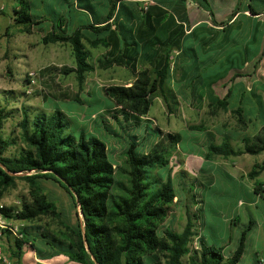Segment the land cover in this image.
Wrapping results in <instances>:
<instances>
[{"label": "trees", "instance_id": "trees-1", "mask_svg": "<svg viewBox=\"0 0 264 264\" xmlns=\"http://www.w3.org/2000/svg\"><path fill=\"white\" fill-rule=\"evenodd\" d=\"M132 1L138 5V10L125 6L126 0H104L97 4L94 0H63V4L57 0L56 4L65 10V16L59 12L55 30L42 38V44L46 46L71 47L75 67L53 69L65 76L74 74L80 91H83L87 75L95 69L88 46L109 52V56L98 60L104 69L117 65L134 75L130 86L110 85L104 90L115 103L106 115L119 125L124 123L125 129H138L146 122L153 97L159 92L167 101L164 86L175 70L173 51L177 47L176 39L181 36V32H177L175 16L162 6L151 4V1L160 0ZM145 2L150 4L145 5ZM194 2L213 17L208 0ZM17 4L13 11L14 25L22 28L24 33L32 34L33 26L40 22L35 21L32 14L31 0H17ZM80 9L91 16L92 22L87 23L79 17ZM250 11L254 13L252 8ZM166 19L168 23L164 27L161 24ZM124 20L130 23L125 24ZM112 21L116 25L115 31ZM165 30L170 33L162 38L160 34ZM126 33L130 34L129 41L122 38ZM117 34L120 40L115 42L113 38ZM140 56L150 67L137 69ZM191 81L195 89V82ZM230 93L209 105L211 116L221 111L229 112ZM75 100L82 101L78 93ZM168 107L170 109V105ZM14 112L21 114L20 132L18 137L8 138L3 130L6 122L15 117ZM230 112L236 127L246 130L248 123L243 117L242 106ZM105 128L110 131L106 124ZM190 129L204 130V125H193ZM152 131L158 140L147 152L144 151L145 142L140 141L138 134H129L124 159L116 165L108 145L96 136L75 135L61 109L44 112L23 106L18 111H10L7 106H0V198L9 187L15 186L21 174L30 186L29 195L23 196L20 206H4L0 213L8 220L30 223L43 217H57V206L40 183L44 179L57 182L68 191L81 216L78 226L69 228L70 234L65 237L44 226L21 227L22 237L14 238V257L23 260L29 251L42 261L64 255L78 264H239L245 253L248 230L243 231L238 248L229 258L224 256V248L206 245H201L200 249L191 248L198 233L196 218L191 215L189 206L186 208L187 225L182 232L172 228L161 231L178 198L171 177L164 179L161 171L170 165L182 135L160 127ZM20 143L22 146L17 154L8 156L10 147ZM242 144L243 148H235L229 139H225L221 144H212L207 157L262 154L264 127L254 137L245 138ZM263 172L264 162L258 163L249 177L256 179ZM261 185L257 183L255 188L260 195L263 194ZM0 232L11 241L10 230ZM187 256L189 259L185 261Z\"/></svg>", "mask_w": 264, "mask_h": 264}, {"label": "crops", "instance_id": "crops-1", "mask_svg": "<svg viewBox=\"0 0 264 264\" xmlns=\"http://www.w3.org/2000/svg\"><path fill=\"white\" fill-rule=\"evenodd\" d=\"M94 1L97 4L104 0ZM126 1L134 2L132 0ZM221 1L224 3L221 5V8L217 11L212 10L214 13L213 17H211L205 9L199 7L194 0L151 1V4L162 6L175 16L177 22L176 28L179 29L176 30L177 32H181V36L176 39L177 47L173 51V57H175L176 62L175 70L172 73L171 83L167 82L164 86L167 101L160 92L153 97V100L160 99L162 101L165 108V115H169L170 110H173L174 106L172 100H174L178 116L185 118L184 125L180 127H182V130H186L189 133L187 137L180 133L182 135V141L172 157L173 159L178 155V158H176V164L180 167L174 168L173 163L171 162L166 169L162 170L163 172L161 171V175L164 179H167L168 176H170L176 189L177 173H183L185 177L189 176L188 178H190V173L192 172L191 177L195 178V181L192 183L197 184V181L201 177L200 173L205 171V167L209 165V167L216 166L221 168L230 179L240 182L241 188L247 191L252 196V199L249 202H244L242 200L238 202L235 208L234 217L229 221L233 236H231V239L228 242L221 240L219 248H224V256L226 258L231 257L239 246L243 231L248 230L245 253L239 264H259L260 261L264 264V196L263 194H258L255 189L257 183H263L264 179L262 178L264 172L256 179H251L249 177L253 167L258 163L264 162V160H253V157L258 155L250 154H243L236 157L232 156L229 158H224L222 156L207 157L209 147L212 144H221L223 140L229 139L233 146L235 143L240 148H243V140L247 137H254L264 127V0H242L240 4L237 3L239 0L236 3L234 2L235 0ZM208 2L210 3L209 0ZM31 3L32 14L35 21L40 22L38 25L33 26L32 34H40V40L42 42V38L45 34L55 30V22L60 14L62 16L64 15L65 10L57 6L56 3H54L53 6L48 4L45 0H31ZM61 3H64L63 0H61ZM17 5V0H0V30L3 29V26L9 23V20H14L13 11L17 8ZM250 8L254 10V13L250 11ZM118 11L119 8L117 13ZM59 12L61 13L59 14ZM78 15L87 23H90L93 20L90 15H87L85 11L81 9L78 12ZM241 17H243L248 23H251L253 27L260 30V35L257 34L255 37L254 35H248L247 40L245 42H240L243 43V45L237 48L235 50L236 52L233 54L230 39L229 47L224 45L222 49L220 48L216 50L215 56L218 61H221V58L229 59V64L227 65L222 61L223 66L228 68L225 74L227 77L219 82L213 83V85L211 83L215 81L212 79L205 81L206 84H203V93L200 92L198 94L199 91L197 86L193 89L192 81L187 77L196 74L194 70H189L192 67L195 68L196 64L189 61L194 58H200L197 54L198 47H194V44L190 41V37L199 28H203L204 31L208 33H226L228 27L237 24ZM124 22L125 24L130 23L129 20H124ZM111 23L112 30L115 31L116 25L114 21ZM167 23L168 20L166 19L161 25L166 27ZM168 33L170 32L165 30L163 34L161 33L160 35L162 38H166ZM123 37L129 41V37H126V35H123L122 38ZM118 40H120L119 34L113 38V41L115 42ZM187 44L189 48H186ZM60 45L61 44H51L50 46H52V51L56 52ZM88 49L90 50L91 60L95 67L94 71L87 75L83 87V90L88 94L91 95L92 93L90 92L102 91L103 96H101V98L105 99V97H108L104 93L106 87L110 85L130 86L134 82V75L125 67L115 65L109 69H104V65H101L98 60L102 59L104 56H109L107 50L102 49V52L95 56L93 50L96 51L98 49H92L89 46ZM187 51L192 52L193 56H190L189 53V55L185 56ZM127 52L130 53L131 49H127ZM217 52L219 55H216ZM183 58H187V62L180 60ZM206 66L207 65L204 64L203 68L200 67L207 73L210 66ZM69 67H75V64ZM146 67L150 66L144 58L140 56L137 63V69L140 70ZM200 67H197V69ZM181 69L186 70L181 73ZM109 70H111L112 73L105 74V72ZM204 71H200L199 73ZM106 81L110 82V84L106 85ZM178 82L181 83L179 87H177ZM167 86L170 87V91H173V98L170 96ZM218 86L223 87L220 88L222 91L221 93L218 92ZM210 91L214 94L212 95L209 93ZM229 91L231 92L228 99L229 112L242 106L243 117L248 123L246 130L238 129L234 118L235 125L225 124L223 121L209 122L210 118L215 117L210 115L209 105H211L215 99H223ZM200 97L202 98L201 109H197L195 107L197 105L195 101ZM73 99H75V96ZM168 105H170V109ZM182 107H186V109L183 110ZM55 108L61 109L59 106H55L54 109ZM61 110L71 122V128L75 135L78 136L81 133H85L88 136L98 137L108 145L110 155L112 154L110 144H112L115 149L120 148L119 155L123 156L128 146L129 134H138L140 141L145 142V152L149 151L158 140V137L154 135L152 131V124H156L158 121L150 116L145 118L146 122L142 123L138 129L134 127L131 129H125L124 123L119 125L115 120L106 115L108 109H102L99 114L92 113L90 115L82 112H70L65 109ZM189 112L195 113L198 121H194L195 119L189 115ZM105 124L108 125L111 132L105 128ZM193 125H204V130H191L190 126ZM225 125L227 127H225ZM77 130L79 133H77ZM115 153L117 152L115 151ZM115 164L119 165L121 162H115ZM208 175L209 182L207 185L212 186L215 183V177L211 173ZM200 185L202 184H199L198 186ZM182 201L185 200L182 199ZM184 203H186V201ZM192 211L193 212L190 213L194 219L196 218L195 221L198 236L194 239L191 248L200 249L201 245L213 247L210 239L205 235L206 230L210 228V225L205 220V211L198 209L193 210V208ZM197 212H201V214L198 215ZM187 219L188 216L186 214L185 224L180 227L177 232H182L185 229ZM169 221L170 218L167 222ZM165 228L170 227L167 225ZM54 259L55 257L51 260L44 261L43 264L54 261ZM184 259L185 261H188L189 257L187 256Z\"/></svg>", "mask_w": 264, "mask_h": 264}, {"label": "rangeland", "instance_id": "rangeland-1", "mask_svg": "<svg viewBox=\"0 0 264 264\" xmlns=\"http://www.w3.org/2000/svg\"><path fill=\"white\" fill-rule=\"evenodd\" d=\"M45 1L51 5L57 3L56 0ZM209 1L211 3H209L210 8L214 11L220 9L221 5L224 4L221 0ZM237 1L238 0H235L234 2L236 3ZM241 1L242 0H239L237 3L240 4ZM124 4L133 11L135 9L138 10V5L131 1H126ZM144 4L146 5L150 3L145 2ZM126 13V10L123 9V14L125 15ZM14 24V20L11 19L9 20V23L3 26V29L0 30V106H7L10 111H18L21 107L27 106L33 111L38 109L44 112H52L55 106H59L61 109L70 112H82L87 115L92 113L99 114L102 109H108L114 106L115 103L111 98H101V96H103L102 91L90 92L92 93L91 95L85 90L80 91L74 74L65 76L54 71L53 68H56L55 66L69 67L75 64L70 46L60 45L59 49L56 52H53L52 46L42 44L40 34L24 33L22 28ZM260 32V30L253 27L252 24L248 23L243 17L240 18L237 24L228 27L226 33H208L204 31L203 28L197 29L190 37V41L194 44V47H198L197 54L200 58H191L192 60L189 62H194L196 67H192L189 70H194L196 73L191 79H193V82H195L194 85L198 88V94L200 92L203 93L204 85L206 84L205 81L212 79L213 81L219 82L227 77L225 74L228 68L223 66L222 61L227 65L229 64V59L221 58V61H218L215 56L216 50L220 48L222 49L224 45L229 47L231 44L233 54L236 52L235 50L237 48L243 45V43L240 42H245L247 40L248 35H254L255 37L257 34L260 35ZM125 35L126 37H130L129 34ZM186 48H189L188 44ZM100 52H102V49L96 51L93 50L95 56ZM188 53L190 56H193V53L188 51L185 53V56L189 55ZM216 55H219L218 52ZM180 60L187 62L188 59L183 58ZM204 64L207 65L206 67L210 66L207 73L202 69ZM197 67L200 68L197 69ZM185 70L186 69H181L180 72L183 73ZM200 71L204 72L199 73ZM30 72L35 73L34 83H29ZM111 73V70L105 72V74ZM152 77L155 78L154 73H152ZM195 77H200V79L196 80ZM105 83L106 85L110 84V82L107 81ZM168 83H171V78ZM177 84V87L181 85L179 82ZM167 87L168 92L172 97L173 91H170L171 89L169 86ZM220 88L223 87L218 86L219 93L222 92ZM77 93L82 99L81 102L73 99ZM172 102L174 106L173 110H170L169 115H165V108L162 101L160 99L154 100L149 116L155 118L158 122L152 124V127H160L162 130L169 132H178L187 137L189 134L188 131L182 130V127H180L184 125L185 118L178 116L174 100H172ZM195 102L197 103L195 107L201 109L202 98H198ZM182 109L185 110L186 107H182ZM190 112L189 115L195 119L194 121H198V118H196L197 115ZM14 116V118H10L5 124L3 130L5 137L15 138L19 135L20 129L18 127V122L21 119V114L19 112H14ZM233 118L234 117L230 112L221 111L217 116L210 118L209 122L223 121L225 124L235 125ZM77 133H79L78 130ZM21 146L22 144L20 143L19 145L10 147L7 155L17 154ZM234 147L240 148L235 143ZM110 149L114 162H122L124 158L119 155L120 148L115 149V147L110 144ZM115 151L117 153H115ZM176 158H178V155L171 159L174 168L180 167L176 164ZM253 160H264V152L258 156H254ZM209 173L215 177V183L212 186L207 185L209 182ZM190 174L192 176V172ZM23 175L24 174L19 175V178L16 179L15 186L9 187L4 192L3 197L0 198V206H20L23 196L29 195L30 186L26 180L22 179ZM200 175L201 177L197 181V184L202 185L198 186L196 183H192L195 181L194 177L190 176V179L188 178L189 176L185 177L183 173H177V176L179 177H177L176 180L178 198L172 206L170 221L162 226L161 231H163L167 225L175 231H178L179 228L185 224L187 214L186 208L189 205L190 212H193L192 208L193 210L198 209L205 211V220L210 225V228L206 230L205 235L210 239L212 246L215 249H218L221 240L228 242L231 239V236H233L229 221L234 217L235 208L238 202L240 200L249 202L252 199V196L241 188L240 182L230 179L221 168L216 166L209 167V165H207L205 171L201 172ZM262 179H264V176ZM40 183L42 184L44 192L55 202L58 216L43 217L35 223L7 219V229H18L20 232V229L23 226L39 225L52 230L53 233L62 237H65V235L69 236V228H76L81 218L72 196L57 182L42 179L40 180ZM182 199H184L186 203H184L185 201H182ZM197 214L199 215L201 212H197ZM15 237L14 234L11 235V241H8L6 236L0 237V258L6 260V264H43L44 261H42L36 254L27 251V249V252L23 256V260H18L14 257L13 252L16 251ZM47 263L78 264L72 262L64 255L56 256L54 261L46 262V264Z\"/></svg>", "mask_w": 264, "mask_h": 264}, {"label": "built area", "instance_id": "built-area-1", "mask_svg": "<svg viewBox=\"0 0 264 264\" xmlns=\"http://www.w3.org/2000/svg\"><path fill=\"white\" fill-rule=\"evenodd\" d=\"M146 3H148V2H146ZM198 5V4H197ZM29 76H30V83H34L35 81H34V79H35V73L34 72H30L29 73ZM261 188H262V190H263V196H264V181H263V183H262V185H261ZM4 206L3 205H1L0 206V208H3ZM6 218L0 213V230L2 231V230H4V229H7V226H6ZM16 237H22L21 236V234H20V232H19V230L18 229H13V230H10ZM2 236V233L0 232V237ZM0 261H1V263L2 264H6L7 262H5L6 260H2L1 258H0ZM261 264H263V263H261Z\"/></svg>", "mask_w": 264, "mask_h": 264}]
</instances>
